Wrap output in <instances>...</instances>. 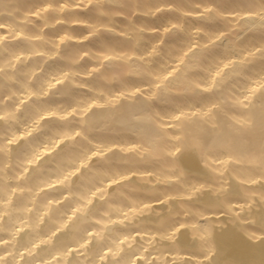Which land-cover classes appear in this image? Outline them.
Listing matches in <instances>:
<instances>
[{"label": "clouds", "instance_id": "obj_1", "mask_svg": "<svg viewBox=\"0 0 264 264\" xmlns=\"http://www.w3.org/2000/svg\"><path fill=\"white\" fill-rule=\"evenodd\" d=\"M0 264H264V0H0Z\"/></svg>", "mask_w": 264, "mask_h": 264}, {"label": "bare ground", "instance_id": "obj_2", "mask_svg": "<svg viewBox=\"0 0 264 264\" xmlns=\"http://www.w3.org/2000/svg\"><path fill=\"white\" fill-rule=\"evenodd\" d=\"M166 18H167L166 16L157 17L156 20L149 21V22L150 23H153V24H159V23H162ZM75 31H77V32H83L84 30L83 29H75ZM102 39H104V40H110V37L105 36V37H102ZM98 42H99L98 39H94V40L88 41L86 43H87L88 46L94 47ZM55 66H56V64L55 63H52V64H50L49 66H46V67L51 68V67H55ZM50 102L54 103L56 101L55 100H51Z\"/></svg>", "mask_w": 264, "mask_h": 264}, {"label": "rangeland", "instance_id": "obj_3", "mask_svg": "<svg viewBox=\"0 0 264 264\" xmlns=\"http://www.w3.org/2000/svg\"><path fill=\"white\" fill-rule=\"evenodd\" d=\"M110 39H111V38H110ZM98 44H99V42H98L96 45L98 46ZM96 45H95V46H96ZM95 46H94V47H95ZM97 46H96V47H97Z\"/></svg>", "mask_w": 264, "mask_h": 264}]
</instances>
